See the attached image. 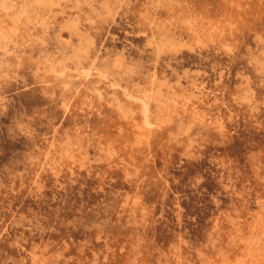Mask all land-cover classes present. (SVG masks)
Instances as JSON below:
<instances>
[{
	"label": "rangeland",
	"instance_id": "374dc122",
	"mask_svg": "<svg viewBox=\"0 0 264 264\" xmlns=\"http://www.w3.org/2000/svg\"><path fill=\"white\" fill-rule=\"evenodd\" d=\"M0 264H264V0H0Z\"/></svg>",
	"mask_w": 264,
	"mask_h": 264
}]
</instances>
